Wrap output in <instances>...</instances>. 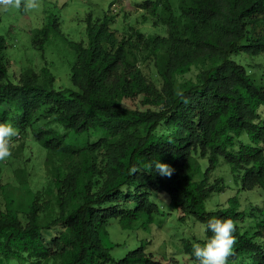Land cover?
I'll return each mask as SVG.
<instances>
[{
  "label": "trees",
  "instance_id": "trees-1",
  "mask_svg": "<svg viewBox=\"0 0 264 264\" xmlns=\"http://www.w3.org/2000/svg\"><path fill=\"white\" fill-rule=\"evenodd\" d=\"M143 7L169 28L150 43L162 87L147 78L133 44L107 19H89V43H72L75 87H56L48 69L27 67L12 79L0 33V122L22 133L30 128L47 148L55 190L45 202L39 200L45 192L36 195L22 213L0 208V264H162L145 243L123 245L117 258L108 232L114 219L130 228L157 211L153 192H166L181 220L232 219L236 243L228 264H264V205L248 222L239 196L255 187L264 195V85L236 59L264 54V0H180V14L172 0H146ZM51 30L38 29L34 40L43 47ZM199 62L207 65L197 79L175 85L177 72ZM137 96L146 109L125 104ZM157 159L174 167L171 178L148 167ZM223 162L228 177L212 181ZM95 174L104 176L98 190ZM231 182L239 194L208 209L211 195ZM50 202L56 214L41 219ZM182 240L191 257L193 244L205 242L186 234Z\"/></svg>",
  "mask_w": 264,
  "mask_h": 264
},
{
  "label": "rangeland",
  "instance_id": "rangeland-1",
  "mask_svg": "<svg viewBox=\"0 0 264 264\" xmlns=\"http://www.w3.org/2000/svg\"><path fill=\"white\" fill-rule=\"evenodd\" d=\"M146 0H40V9L33 12L9 9L0 10V33L7 39L5 49L6 62L11 78L19 79L27 67L41 72L50 70L55 76L58 88L75 87L72 81V66L77 59V51L73 42L89 43L88 23H100L107 19L108 25L115 30L118 37H126L133 46L132 57L136 59L143 73L158 87L163 85V76L156 66L155 54L151 39L168 35V25L156 22L148 10L143 7ZM180 0H172L177 14ZM51 25L52 30L44 46L34 40L38 29ZM37 40V39H36ZM254 80L264 85V54L246 58L236 55ZM209 63V60H206ZM207 64L193 63L187 71L177 72L175 85L187 80L197 79L198 73ZM125 104L132 108L146 109L142 96L126 98ZM43 118L40 123H43ZM20 132V131H19ZM47 148L43 147L28 128L20 132L14 140L12 156L0 161V208L14 209L22 213L28 210L34 197L45 192L39 199L47 201L55 190L51 185V176L47 163ZM98 164L103 163V150L97 151ZM229 165L221 163L212 173L211 180L221 176L228 177ZM104 176L95 174L94 190L101 187ZM224 192H217L208 199L207 208L217 209L228 205L230 197L239 194L236 185ZM241 207H248V222L264 205V195L258 187L243 190L240 194ZM152 200L158 205L157 211L143 215L134 221L130 228L123 227L118 219L108 225V232L114 244L113 254L119 258L124 253V246L134 247L145 243L162 264H194V258L184 248L182 236H194L203 239L200 228L204 225L198 219L189 216L185 220L179 218V211L171 204L166 192H153ZM50 201V200H49ZM51 204L47 210L41 211V219L56 214L57 208ZM49 209V210H48ZM56 209V210H55ZM204 240V239H203Z\"/></svg>",
  "mask_w": 264,
  "mask_h": 264
},
{
  "label": "clouds",
  "instance_id": "clouds-1",
  "mask_svg": "<svg viewBox=\"0 0 264 264\" xmlns=\"http://www.w3.org/2000/svg\"><path fill=\"white\" fill-rule=\"evenodd\" d=\"M40 0H0V10L9 9L33 12L40 9ZM20 136L19 130L10 122H0V161H5L12 156V147L15 139ZM149 168L160 177L171 178L175 172L174 167L168 163L161 162L159 159L150 163ZM138 169L133 167L132 173ZM204 234L203 244L194 243L192 255L194 264H228L229 258L234 253L236 238L233 233L236 231V224L230 218H211L200 229ZM212 235H207L208 232Z\"/></svg>",
  "mask_w": 264,
  "mask_h": 264
}]
</instances>
